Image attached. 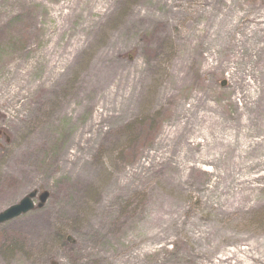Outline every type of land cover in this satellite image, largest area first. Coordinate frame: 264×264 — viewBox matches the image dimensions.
Listing matches in <instances>:
<instances>
[{"label":"rangeland","instance_id":"1","mask_svg":"<svg viewBox=\"0 0 264 264\" xmlns=\"http://www.w3.org/2000/svg\"><path fill=\"white\" fill-rule=\"evenodd\" d=\"M33 189L0 264H264V0H0V211Z\"/></svg>","mask_w":264,"mask_h":264},{"label":"trees","instance_id":"2","mask_svg":"<svg viewBox=\"0 0 264 264\" xmlns=\"http://www.w3.org/2000/svg\"><path fill=\"white\" fill-rule=\"evenodd\" d=\"M161 122L157 114L142 116L127 122L123 132L126 139L121 153L129 160H133L139 148L146 147L153 142Z\"/></svg>","mask_w":264,"mask_h":264},{"label":"water","instance_id":"3","mask_svg":"<svg viewBox=\"0 0 264 264\" xmlns=\"http://www.w3.org/2000/svg\"><path fill=\"white\" fill-rule=\"evenodd\" d=\"M49 193L47 190L38 191L33 189L21 197L16 203L11 204L0 211V224L5 223L13 218L18 217L21 214L28 211L38 209L43 206L47 200ZM37 198L38 202L34 204V199ZM50 264H57L51 262Z\"/></svg>","mask_w":264,"mask_h":264},{"label":"bare ground","instance_id":"4","mask_svg":"<svg viewBox=\"0 0 264 264\" xmlns=\"http://www.w3.org/2000/svg\"><path fill=\"white\" fill-rule=\"evenodd\" d=\"M236 27H240V25H236Z\"/></svg>","mask_w":264,"mask_h":264}]
</instances>
